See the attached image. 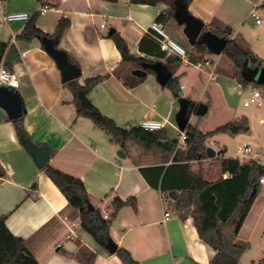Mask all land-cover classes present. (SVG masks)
Listing matches in <instances>:
<instances>
[{
	"label": "crops",
	"instance_id": "obj_1",
	"mask_svg": "<svg viewBox=\"0 0 264 264\" xmlns=\"http://www.w3.org/2000/svg\"><path fill=\"white\" fill-rule=\"evenodd\" d=\"M167 8L163 2L130 0H0V40L7 43L0 53V67L8 65L18 74V90L27 109L21 117L23 128L32 142L49 148L48 164L81 178L101 213L104 209L111 212V204L117 197L136 199V209L131 204L123 205L111 222L109 235L118 247L127 249L140 264H209L216 251L199 236L191 211L178 209L175 200L181 189L190 184V171L201 173L207 181L219 179L220 159L228 157L226 149L216 151L215 157L190 161L188 170L184 162L173 161L172 156L160 150L143 151L132 140L122 146L89 118L77 116L74 94L63 82L43 39L19 38L33 16L35 25L48 35H54L60 20L67 19L69 24L58 48L66 51L81 68L79 82L107 75L91 91L93 104L121 127L130 128L142 120L162 121L169 136L179 138L181 131L173 118V92L159 83L151 69L143 77L133 73L143 65L123 59L111 37L114 31L122 36L132 55L140 59L142 56L146 62H163L172 70V77L184 73L185 79H189L187 68L179 67L183 64L194 65L200 76L204 73L208 81L214 80L216 89H220L219 84L223 89L231 86L230 81L241 83L233 77L234 64L224 52L214 60L209 53L193 48L184 33V24L175 16L166 22L157 20ZM254 8L264 9V0H191L188 4L191 14L205 26L213 24L220 36L235 40L264 60V41L261 45L257 43L260 33L264 35V20L255 21L251 16ZM13 12L29 13L30 18L5 21L4 14ZM251 18L260 33L256 41L242 43L238 34ZM155 21L186 50L187 57L192 51L205 61L168 54L151 29ZM143 37L146 40L141 47ZM162 52L167 54L166 58L158 57ZM177 80L181 90L183 85ZM126 81L135 84L129 86ZM200 86V78H195L193 89ZM209 86L206 85V92ZM188 99L197 106L202 102L195 97ZM191 118L192 115L189 123L193 124ZM211 138L206 140L207 147ZM120 149L125 156L117 154ZM216 158L218 162H208ZM0 170V216L6 215L8 228L26 241L39 264H124L117 253H111L81 226L78 211L69 206L67 197L44 168L38 167L23 145L13 119L1 107ZM256 200L240 229V241L244 231L254 233L256 229L254 220L259 211ZM165 212L170 213L167 219ZM245 238L250 241V235Z\"/></svg>",
	"mask_w": 264,
	"mask_h": 264
},
{
	"label": "trees",
	"instance_id": "obj_2",
	"mask_svg": "<svg viewBox=\"0 0 264 264\" xmlns=\"http://www.w3.org/2000/svg\"><path fill=\"white\" fill-rule=\"evenodd\" d=\"M130 1L148 4L166 3L168 8L159 14L157 20L166 22L169 18L174 17L175 0ZM185 1L189 4L191 0ZM34 17L29 19L19 38L26 41L37 38L51 39L55 47L58 48L59 40L69 24L68 20L61 19L55 34L48 35L35 25ZM205 29L220 35L213 24L205 26ZM111 37L121 50L124 60L132 61L137 66L146 63L145 58L141 60L140 57H135L129 52L125 40L117 31H114ZM144 40H146V37L141 40V47ZM155 45L157 44L155 43ZM6 47L7 43L0 40L1 54ZM193 48L210 53L206 45L201 42H197ZM188 54L191 61H205L203 57H195L192 51H189ZM224 54L233 62L234 68H236L233 77L242 86H245L248 82H254L257 87H264V84H260L255 80H246L242 75L245 59H248L253 66L264 67L262 58L255 55L251 50L242 48L235 40H229ZM158 57L166 58L167 54L162 52ZM69 59L75 63L70 56ZM7 66L5 67L11 70ZM106 77L107 75L88 77L84 83L75 79L67 82V85L74 94L77 116L89 118L96 127L107 132L122 146H125L127 141L132 140L145 150H160L164 154L172 156L173 161L184 162L189 170L190 161L207 157L206 140L208 138L217 133L237 135L249 131L248 119L245 116L238 117L208 132H203L196 125L189 123L184 130L187 139L185 146L182 147L179 145V138H171L164 128L150 131L140 125H133L130 128L121 127L117 125L114 119L102 113L90 98L95 85ZM126 84L133 86L135 82L129 83L126 81ZM167 86L172 90L174 96L181 98L176 77H172ZM189 106L193 110L197 107V103L189 100ZM13 121L20 138L22 139L24 135L27 136L23 128L22 118ZM220 166L222 175L215 181H207L201 173L196 174L190 171L191 182L181 189L175 200V206L181 210L191 211L199 236L216 251L209 264H242L241 257L247 246L238 239V235L260 190V179L264 177V165L254 158L242 162L237 158L228 156L221 157ZM44 170L65 194L69 206L78 211L81 226L103 246H105L106 240L111 238L109 228L119 208L126 204H131L135 209L137 207L136 199L123 200L117 197L111 204V218L105 219L98 206L95 205L94 209H89L88 203H92V200L81 178L66 173L50 164H47ZM225 173L228 174L227 177H224ZM254 189H256L255 193H253ZM115 253L118 254L124 264H140L123 247H118ZM0 264H39L26 241L14 235L8 228L6 215L0 216ZM249 264H264V258L257 261L252 260Z\"/></svg>",
	"mask_w": 264,
	"mask_h": 264
},
{
	"label": "rangeland",
	"instance_id": "obj_3",
	"mask_svg": "<svg viewBox=\"0 0 264 264\" xmlns=\"http://www.w3.org/2000/svg\"><path fill=\"white\" fill-rule=\"evenodd\" d=\"M258 12L264 18V9H258ZM252 20L253 19L251 18L250 20L246 21L245 26L238 34L237 39L242 43H244V40L247 42L256 41L255 37L258 35V33H260L256 30ZM263 36L264 35L260 33L259 41H257L258 45L263 44ZM209 56L214 60H217L220 55L210 52ZM225 57L227 56L225 55ZM179 67L182 69L187 68L189 78L185 79L183 76L184 73L182 76L178 75L177 73V79H180V83L183 85L182 89L179 90L180 97H195L196 99H201V103L207 105V112L205 114H192L191 121L200 130H212L218 125L229 120H233L236 117L245 116L248 119L249 131L241 132L237 135L217 133L213 136V138L210 139V142L208 143L209 147H213L218 152L221 149H226L225 154L227 156L234 157L237 154L238 148L242 144H249L253 148L251 157L264 164V87H257L256 83L254 82H248L245 86H242L238 85L236 81H230L232 84L231 86L225 87L223 89L224 86L219 84L220 89H216L217 87H214V84H216L215 81H208L204 73L200 76L198 68H196L194 65L186 67L183 64H180ZM206 68L207 67H204V69ZM210 68H212V66ZM233 70L235 71L236 68ZM225 74L226 73L224 72L222 75ZM242 75L246 80L255 78L253 74L246 73L244 70ZM195 78H200L201 80V86L198 87L197 90L193 89ZM207 84L212 86V92H210V86L208 87V92H206L207 89L205 87ZM166 90L170 92L172 91L169 89V87H166ZM255 90H259L261 92V96L249 106H245L244 101L249 100ZM179 108V97L174 96V119L176 118V113L178 112ZM137 146L143 151H148L139 145ZM182 146H185V143H182ZM213 161L218 162L219 158L208 160L210 163ZM200 164H202V162ZM256 199V205L259 208V211L256 212L257 215L255 213L256 218L254 221L257 223L256 229L254 230V233L248 232L246 230L240 237L241 241L247 246L244 254L241 257L242 264H248L254 259L256 260L260 257H264V251L262 249L264 248V182L260 184V190ZM249 235L250 241H246L245 237H249Z\"/></svg>",
	"mask_w": 264,
	"mask_h": 264
},
{
	"label": "water",
	"instance_id": "obj_4",
	"mask_svg": "<svg viewBox=\"0 0 264 264\" xmlns=\"http://www.w3.org/2000/svg\"><path fill=\"white\" fill-rule=\"evenodd\" d=\"M174 16L176 20L184 24V33L187 36L190 44L195 45L197 42H201L207 46V48L215 54H221L226 49L229 40L223 36L212 33L205 29V23L195 17L188 9V4L185 0H175V12ZM113 30H111V33ZM229 33V32H228ZM43 44L47 52L55 59L57 66L61 72L63 82L78 79L82 75L81 68L73 63L68 56V53L60 48L55 47L53 40L43 39ZM141 59H144L141 56ZM151 69L156 73L157 80L163 86L167 85L173 76L172 70L161 61L154 62L148 60L142 67H138L133 70V73L139 77H143L147 74V70ZM243 70L246 73L254 75V79L260 84H264V67L253 66L248 59L243 62ZM180 108L176 114V121L180 131H184L189 124L190 117L193 113L205 114L207 112V105L200 103L195 109H191L189 106V99L185 97L179 98ZM0 107L5 110L10 119L21 118L27 109L25 107V100L18 90V88L9 87L6 85L0 86ZM23 145L30 152L38 167L44 168L50 159V150L47 146L37 145L32 142L26 135L23 136ZM207 156L215 157L217 152L212 147H207ZM117 154L119 156H125V152L120 149ZM228 174L225 173L224 177ZM256 192L254 189L253 193ZM89 209H94V204L88 203ZM105 247L111 252L115 253L118 249V245L111 238L105 242Z\"/></svg>",
	"mask_w": 264,
	"mask_h": 264
},
{
	"label": "built area",
	"instance_id": "obj_5",
	"mask_svg": "<svg viewBox=\"0 0 264 264\" xmlns=\"http://www.w3.org/2000/svg\"><path fill=\"white\" fill-rule=\"evenodd\" d=\"M251 16L255 19L257 23H261L264 20V18L259 14L257 8H254L252 10ZM3 18L5 21L24 20V19H29L30 14L26 12L6 13L4 14ZM101 26L104 27L105 24H101ZM151 29L159 37L160 46L163 50L167 51L168 54H177L184 59H188L186 50L177 42H175L173 39L169 38L167 32L163 29L162 25L159 22L157 21L153 22L151 25ZM199 66L202 67V65ZM1 85L18 88L19 77L17 72L13 70H9L8 68L2 65L0 67V86ZM260 96H261V92L259 90H255L252 97L249 100L244 101V105L249 106L252 102L256 101ZM139 125L144 129L150 131L158 130L165 126V124L162 121H156V120H142ZM186 139H187V134L184 131H181L179 136V142L185 143ZM252 151L253 148L251 145L242 144L238 148L237 154L234 156V158H237L242 162L253 159L251 157ZM260 182H264V177L260 179ZM102 215L105 219L111 218V213L108 209H104ZM169 216L170 213L165 212V219L169 218ZM59 246H61V243H59Z\"/></svg>",
	"mask_w": 264,
	"mask_h": 264
}]
</instances>
